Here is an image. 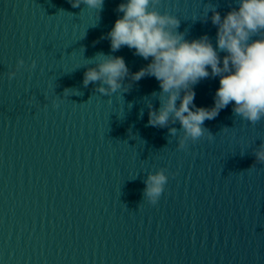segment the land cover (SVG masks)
Segmentation results:
<instances>
[{"label":"water","instance_id":"95a60500","mask_svg":"<svg viewBox=\"0 0 264 264\" xmlns=\"http://www.w3.org/2000/svg\"><path fill=\"white\" fill-rule=\"evenodd\" d=\"M121 2L104 0L98 16L69 0H0V264H264V164L253 154L264 120L230 104L204 123L212 141L178 150L168 128L148 125L154 77L111 97L83 86L97 53L122 56L132 73L150 62L102 39ZM211 4L223 17L237 0L160 10L186 39L207 34L215 46ZM18 58L37 66L9 80ZM218 88L219 77L202 80L194 104L213 106ZM161 168L169 181L151 205L143 180Z\"/></svg>","mask_w":264,"mask_h":264},{"label":"clouds","instance_id":"9594fccd","mask_svg":"<svg viewBox=\"0 0 264 264\" xmlns=\"http://www.w3.org/2000/svg\"><path fill=\"white\" fill-rule=\"evenodd\" d=\"M69 2L73 8L83 4L98 16L104 5V0ZM161 3L162 0H122L115 9L122 15H118L111 30L102 37L109 40L111 52L126 46L134 55L150 62L132 73L122 56L97 53L89 59L94 61V66L84 72L83 86L97 84L96 92L111 97L129 91L131 82L154 77L160 90L151 96L159 100V108H154L152 103L147 105L148 125L168 128L170 136L177 139L178 150H186L189 142L194 144L202 137L212 141L215 136L204 123L215 119L230 104L234 116L252 125L264 120V36L259 35L264 32V0H237V6L223 17L211 4L208 11H212L211 22L217 28L215 46L207 34L186 39V33L177 30L180 18L161 11ZM36 66L35 60L26 65L24 59L18 58L15 70L7 73L8 79L12 80L21 69L34 70ZM216 77L219 88L213 106L197 107L194 86ZM126 78L130 83H125ZM54 106L58 105L54 103ZM177 123L179 129L170 127ZM253 154L256 163L264 164V143ZM168 181L164 168L149 172L143 180V200L156 205Z\"/></svg>","mask_w":264,"mask_h":264}]
</instances>
